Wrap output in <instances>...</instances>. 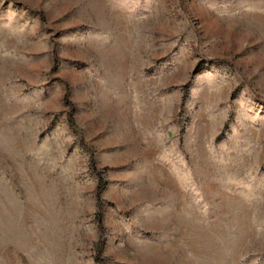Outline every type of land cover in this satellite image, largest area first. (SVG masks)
<instances>
[{"label":"rangeland","instance_id":"1","mask_svg":"<svg viewBox=\"0 0 264 264\" xmlns=\"http://www.w3.org/2000/svg\"><path fill=\"white\" fill-rule=\"evenodd\" d=\"M0 264H264V0H0Z\"/></svg>","mask_w":264,"mask_h":264}]
</instances>
